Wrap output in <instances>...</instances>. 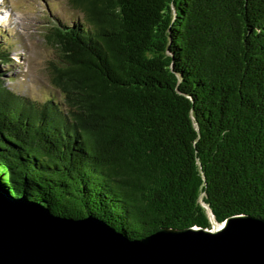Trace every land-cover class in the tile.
<instances>
[{"label": "trees", "instance_id": "obj_1", "mask_svg": "<svg viewBox=\"0 0 264 264\" xmlns=\"http://www.w3.org/2000/svg\"><path fill=\"white\" fill-rule=\"evenodd\" d=\"M66 1L53 96L0 79V185L132 239L264 217V0Z\"/></svg>", "mask_w": 264, "mask_h": 264}, {"label": "water", "instance_id": "obj_2", "mask_svg": "<svg viewBox=\"0 0 264 264\" xmlns=\"http://www.w3.org/2000/svg\"><path fill=\"white\" fill-rule=\"evenodd\" d=\"M209 214L210 228L160 227L132 239L92 216L55 215L0 185V264H264V217L218 223Z\"/></svg>", "mask_w": 264, "mask_h": 264}, {"label": "rangeland", "instance_id": "obj_3", "mask_svg": "<svg viewBox=\"0 0 264 264\" xmlns=\"http://www.w3.org/2000/svg\"><path fill=\"white\" fill-rule=\"evenodd\" d=\"M75 16L66 0H0V44L10 56L0 63V79L9 89L39 100L53 96L45 65L54 50L44 34L53 20Z\"/></svg>", "mask_w": 264, "mask_h": 264}, {"label": "bare ground", "instance_id": "obj_4", "mask_svg": "<svg viewBox=\"0 0 264 264\" xmlns=\"http://www.w3.org/2000/svg\"><path fill=\"white\" fill-rule=\"evenodd\" d=\"M10 18V17H9Z\"/></svg>", "mask_w": 264, "mask_h": 264}]
</instances>
